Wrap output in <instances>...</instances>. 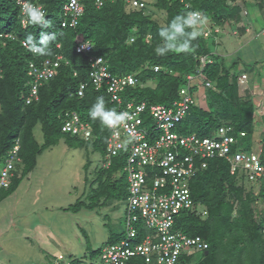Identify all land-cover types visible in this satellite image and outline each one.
<instances>
[{
	"label": "trees",
	"instance_id": "1",
	"mask_svg": "<svg viewBox=\"0 0 264 264\" xmlns=\"http://www.w3.org/2000/svg\"><path fill=\"white\" fill-rule=\"evenodd\" d=\"M66 1L31 0L43 6L45 20L52 23V27L48 28L31 23L23 27L21 20L26 18L21 15V7L16 4V0H0V162L4 161L18 140L21 164L18 170L13 171L8 188L0 189V201L13 193L22 178L35 168L37 157L43 150L56 145L63 136L69 146L79 142L77 137L60 131L61 117L66 112L77 113L82 121L89 124L92 132L90 139L94 138L96 148L105 152L108 128L101 124L99 118L92 119L89 110L98 97H103L106 109L116 111V106L110 102L104 90L96 91L90 84L83 97L75 96L79 83L88 82L89 71L88 57L75 52L78 42H90L93 47L91 54L103 58L112 75L134 74L140 85L127 88L122 97L126 101H144L148 105L168 107L177 101L179 90L187 83L186 76L196 72L204 57L202 79L211 85L204 92L207 98L205 109L197 105L190 106L177 129L179 132L203 137L221 123H229L234 133L245 134L241 143L248 150L246 145L250 143L253 131L254 106L251 98L245 100L239 95V76L236 73L238 63L228 66L225 57L212 54L201 34L192 41L194 52H168L160 56L155 50L164 42L159 36L160 30L168 27L176 15H187L195 10L202 13L210 23L229 28L241 22L239 4L247 10L256 9L264 13V0H229L231 4L228 0H189L188 8L177 0H156L152 6L164 12L166 17L162 24L152 19L146 9L125 10L120 0L105 1L100 8L94 6L93 0H86L78 25L75 28H61L60 20L55 22L50 17L60 13ZM185 30L191 32L193 29L188 27ZM52 33H55L56 38L49 41L47 54L34 55L21 45V41H25L31 34L34 36L32 43L37 48H43L45 45L41 43V35L50 36ZM130 35L134 38L133 42L128 43ZM57 54L63 56L68 64L62 62L52 79L43 81L40 86L36 85L37 99H31L30 104H25L33 86V81L27 75L29 64L39 63ZM154 67L158 70L154 71ZM29 80L32 82L28 84ZM149 83H154V86ZM196 88L194 86L192 90ZM37 126L42 131L41 145L33 136ZM123 158L124 155L120 154L111 159L108 168L101 167L96 171V189L101 188L105 192L89 199L86 204L88 206L84 204L82 208L94 210L109 201L112 192L118 187V179L113 175L119 173L120 167L124 171ZM260 158L264 164V141ZM121 175L127 193L126 174ZM240 186L236 178L229 174L228 166L222 159L209 160L206 169L189 180L191 198L196 206L205 207L207 216L201 218L189 211L181 212L175 218L174 228L189 237H200L208 244V249L202 252L203 258L196 264H264V235L260 232L264 213H261L258 220L255 207L257 197L251 192L243 196ZM263 192L261 189L260 197ZM231 198L238 204L235 217L232 216L234 206ZM80 201L82 203L74 206L81 209L84 202ZM69 208L64 211H71L72 208ZM133 226L138 235L136 241H139L146 230L140 219ZM125 235L126 226L118 238L107 244L125 239ZM189 258L183 257L181 262L190 264ZM134 264L144 263L135 260Z\"/></svg>",
	"mask_w": 264,
	"mask_h": 264
},
{
	"label": "built area",
	"instance_id": "2",
	"mask_svg": "<svg viewBox=\"0 0 264 264\" xmlns=\"http://www.w3.org/2000/svg\"><path fill=\"white\" fill-rule=\"evenodd\" d=\"M86 0H67L60 11V27L75 28L84 12ZM94 6L100 8L105 1L93 0ZM127 7L144 10L147 0H120ZM188 7L186 0H179ZM22 0H16L21 7ZM22 21V20H21ZM25 27L27 22L22 23ZM201 34L210 36L212 29L202 24ZM210 33V35H209ZM264 36V29L260 32ZM130 42H133L131 37ZM27 51L29 45L21 41ZM89 42H79L75 47L77 53L85 54L88 59V82H80L75 90L76 97H83L88 85L94 90H104L116 112H126V119L114 128H108L105 140L107 159L102 167L108 168L111 159L120 154L125 156L124 173L126 174V191L128 195L126 235L114 244L102 248L101 264H134L141 260L144 264H187L181 262L183 257H190L195 252L208 249V244L200 237H189L174 228L175 218L181 212L189 211L201 218L207 216L203 206H196L191 198L189 180L199 171L206 169L207 162L222 159L228 166V172L239 183L252 186V194L257 197L256 205L264 209V164L260 153L246 149L241 143L245 136L242 132L234 133L229 123H221L210 134L198 137L192 133L179 132L178 124L185 118L190 106L196 105L192 93L194 81L199 80L203 86L210 88L209 82L202 79L201 66L194 74L186 76L187 83L179 90V98L171 106L148 105L144 101H126L122 94L129 87L140 85L134 74L114 76L108 71L106 61L91 54ZM32 54L36 55L31 51ZM67 64L62 56L45 58L39 63H30L27 75L33 81L30 96L37 99V86L52 79L60 64ZM158 68L154 67V71ZM75 75V73L73 74ZM32 81H28V84ZM239 83H246V76L239 78ZM83 85V87H81ZM264 99V91L262 92ZM60 131L72 137L88 141L92 137L89 124L82 121L75 112H66L61 117ZM19 141L3 161L0 170V189H7L9 180L16 166L20 165ZM240 181V182H239ZM261 215V213H260ZM260 223V232L264 235V217ZM141 220L146 234L136 241L137 232L134 223ZM88 264V263H87Z\"/></svg>",
	"mask_w": 264,
	"mask_h": 264
},
{
	"label": "rangeland",
	"instance_id": "3",
	"mask_svg": "<svg viewBox=\"0 0 264 264\" xmlns=\"http://www.w3.org/2000/svg\"><path fill=\"white\" fill-rule=\"evenodd\" d=\"M155 1L148 0L146 13H150L152 19L162 24L166 17L164 12L157 11L152 6ZM228 3L232 2L228 0ZM239 5L242 15L247 14L245 6ZM248 13V17L241 20L244 27L247 26L246 21L249 24L246 27L249 29L246 36H234L231 34L232 29L225 26L221 30L223 25H220L216 30L212 28L210 37H202L212 54L225 57L224 47L228 51L238 52L237 58L246 64L243 65L242 72L248 73L251 80H258L262 87L264 37L259 34L264 28V13L254 9H249ZM50 19L58 22L60 13L52 14ZM238 24L233 26L235 30L238 29L239 34L241 23ZM131 36L133 35L129 36L128 43H131ZM214 37H217L218 41ZM248 64H255L253 66L256 67L250 68ZM236 70V73L241 72L238 68ZM245 84L247 83L238 82L241 92H246ZM149 85L154 86V83ZM207 89L209 88L198 81L197 90L205 92ZM241 96L245 100L249 98ZM199 100L205 104L199 103ZM195 101L197 106L201 105L205 109V95H201V98L195 95ZM262 111L259 121L256 125L253 124L250 143L246 145L248 149L258 153L264 141V109ZM33 136L39 145L43 143L40 126L34 129ZM77 140L79 142H75V146H69L63 136L56 145L43 150L37 157L35 168L22 178L13 193L0 201V264H54L59 255L63 256V260L58 264H101L102 248L125 230L128 195L124 191V179H120L121 173H124L123 168L121 170L120 167L119 173L113 175L118 179V187L104 206L94 210L82 208L89 199L105 192L104 189H96L95 179L96 171L102 167L107 156L96 148L94 138L88 141L80 138ZM123 160L125 163V156ZM2 165L3 162H0V169ZM239 185L243 196L253 192L251 185L241 182ZM79 199L84 202L81 209L74 206L76 203H82ZM233 206L232 216L235 217L237 201H233ZM255 207L259 220L264 209L256 203ZM67 208L72 209L65 212ZM202 258V252H195L188 260L190 264H196Z\"/></svg>",
	"mask_w": 264,
	"mask_h": 264
},
{
	"label": "clouds",
	"instance_id": "4",
	"mask_svg": "<svg viewBox=\"0 0 264 264\" xmlns=\"http://www.w3.org/2000/svg\"><path fill=\"white\" fill-rule=\"evenodd\" d=\"M177 1L179 2V0H177ZM180 4L184 5L183 3H180ZM186 4L189 7V0H186ZM148 6H149V3L147 0V7ZM184 7H185V5H184ZM188 7H185V8H188ZM125 8L129 9V7H127L126 5H125ZM21 15L26 18V20L22 19V21H21L22 23L27 22V23H31L33 25H43V26L48 27V28L52 27L51 21L45 20L46 12H45L43 6L38 5V4H34L31 2V0H22ZM204 22H205V27H207L209 29L213 28L209 25H206V23L209 21L206 19V17H203L202 13H200L198 11L194 10L192 12H188L187 15H176L172 19V21L170 22L168 27L160 30L159 36L162 38V40L164 42L162 45L157 46V48L155 50L156 53L160 56H163V55L167 54L168 52H176V53L194 52L195 47L192 45V41L196 40L197 37L201 34L200 32L203 30V27L200 28V30H198L197 28L200 24L202 25ZM188 27H192L193 30L191 32H187L185 29ZM201 36H202V34H201ZM41 37H42L41 43L43 45H45V47H43V48H37L32 43L34 40V36H32L31 34H29L26 37L25 43H27L29 45L30 51L44 55V54H47V52L49 51V49L47 47L49 44V41L55 40L56 37H55V33H52L50 36L42 34ZM83 42H86V41H83ZM78 54H82V53H78ZM57 55H60V54H57ZM57 55H55V56H57ZM62 58H63V56H62ZM67 64H68V62H67ZM74 73L75 72H73V74ZM55 74H56V72H55ZM73 76H75V75H73ZM81 87H83V85H81ZM89 115L94 120L99 118L102 125H104L108 128H114L118 124L123 122L126 119L128 114L126 112L117 113L114 109H106L105 101H104L103 97H98L96 103L89 110ZM19 148H20V143H19ZM20 166H21V164L16 166V170H18V167H20ZM1 169H2V167H1ZM62 260H63V256L59 255L58 258L55 260L54 264H58L59 261H62ZM29 264H36V263L31 262Z\"/></svg>",
	"mask_w": 264,
	"mask_h": 264
},
{
	"label": "crops",
	"instance_id": "5",
	"mask_svg": "<svg viewBox=\"0 0 264 264\" xmlns=\"http://www.w3.org/2000/svg\"><path fill=\"white\" fill-rule=\"evenodd\" d=\"M246 8V7H245ZM247 10V9H246ZM255 11H257L258 12V10H256V9H254ZM248 10H247V14H243L242 15V13H241V20H242V18H247L248 17ZM241 23V25L239 26V28H241V29H239L240 31H239V34L237 33V30H235L234 29V26H232V27H229L228 28V26H226V25H223V28H220V26L219 25H215V24H212V23H210L209 24V22H207L206 23V25H209V26H212V27H214V30H216V27H218L219 26V28L222 30V29H224L225 28V26H226V28L227 29H232V31H231V34H233L234 36H246V34H248V32H249V29L248 28H246L249 24L247 23V21H246V24H247V26L246 27H244V25L242 24V22H240ZM239 23V24H240ZM238 24V25H239ZM203 27V25H199L198 26V30H200V28H202ZM219 29V30H220ZM264 29V28H263ZM226 30V29H225ZM225 30H223V31H225ZM226 32V31H225ZM220 33V32H219ZM225 35V34H224ZM260 35V34H259ZM211 36V35H210ZM260 36H262V35H260ZM217 37H218V35H217ZM217 37H214L215 39H217ZM262 37H264V36H262ZM216 41H218V39L216 40ZM215 43H217V42H215ZM224 51H225V53H224V55H225V60H226V63H227V65L229 66V65H231L232 63H235V62H237L238 64H237V68H238V71L240 72V73H238V76L240 77L241 75H245L246 76V83L247 84H245V87H244V89L246 88V92H241L239 89H238V92H239V95L241 96V95H245L246 97H249V98H251L252 99V102H253V106H254V113H253V124H255L256 125V123L259 121L258 119L260 118V116H261V112H263L262 111V109H264V99H263V96H262V92L264 91V86H260V84H259V82H258V80H251L250 78H249V76H248V73H246V72H242V71H244L243 70V65H246L244 62H242V59H240V58H237V55H238V52H232V51H228L227 49H225V47H224ZM223 56V55H222ZM253 65H255V64H253ZM252 64H248L247 66L248 67H250V68H255L256 66H253ZM239 77H238V79H239ZM251 80V81H250ZM198 81L199 80H196V81H194V83H193V85H195V86H197L198 87ZM262 83H263V85H264V78H262ZM240 84V83H239ZM242 84H244V83H242ZM238 87H239V85H238ZM197 93H196V92ZM192 93L194 94V96L196 95V96H198L199 98H201V95H204V91L203 90H197V88H196V90H192ZM202 102V100H199V103H201ZM203 104H205V102H202ZM199 107H201V108H203L201 105H199ZM204 109V108H203ZM253 133V132H252ZM189 258V257H188Z\"/></svg>",
	"mask_w": 264,
	"mask_h": 264
},
{
	"label": "water",
	"instance_id": "6",
	"mask_svg": "<svg viewBox=\"0 0 264 264\" xmlns=\"http://www.w3.org/2000/svg\"><path fill=\"white\" fill-rule=\"evenodd\" d=\"M205 254H206V252H205Z\"/></svg>",
	"mask_w": 264,
	"mask_h": 264
}]
</instances>
